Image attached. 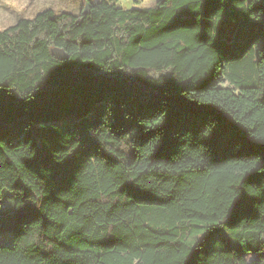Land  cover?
Instances as JSON below:
<instances>
[{
    "label": "trees",
    "instance_id": "16d2710c",
    "mask_svg": "<svg viewBox=\"0 0 264 264\" xmlns=\"http://www.w3.org/2000/svg\"><path fill=\"white\" fill-rule=\"evenodd\" d=\"M4 188L0 264H264V0L0 30V210ZM193 220L232 231L191 244Z\"/></svg>",
    "mask_w": 264,
    "mask_h": 264
},
{
    "label": "rangeland",
    "instance_id": "374dc122",
    "mask_svg": "<svg viewBox=\"0 0 264 264\" xmlns=\"http://www.w3.org/2000/svg\"><path fill=\"white\" fill-rule=\"evenodd\" d=\"M88 0H0V30L15 24L19 19L26 18L32 19L35 15L46 9H53L56 12H68L78 14L85 6ZM93 3L102 0H89ZM108 3L115 4L116 6L125 10H132L137 8H150L156 5L157 0H106ZM228 86V82L223 83ZM14 206L13 192L4 188L1 192V210L3 213V227L0 230V245H12V209ZM193 227L192 236L188 238L191 244H195L201 239L208 242L220 244L224 238L231 233V229H223L218 234L212 232L207 233V230L200 225L196 227L198 222L191 221ZM77 224L71 223L65 233L63 239L66 238L70 232L76 229Z\"/></svg>",
    "mask_w": 264,
    "mask_h": 264
},
{
    "label": "snow or ice",
    "instance_id": "6c2138e0",
    "mask_svg": "<svg viewBox=\"0 0 264 264\" xmlns=\"http://www.w3.org/2000/svg\"><path fill=\"white\" fill-rule=\"evenodd\" d=\"M209 3H214V0H209ZM2 227H3V213H0V230H2Z\"/></svg>",
    "mask_w": 264,
    "mask_h": 264
},
{
    "label": "water",
    "instance_id": "95a60500",
    "mask_svg": "<svg viewBox=\"0 0 264 264\" xmlns=\"http://www.w3.org/2000/svg\"><path fill=\"white\" fill-rule=\"evenodd\" d=\"M87 10V6H86V8H85V11Z\"/></svg>",
    "mask_w": 264,
    "mask_h": 264
}]
</instances>
